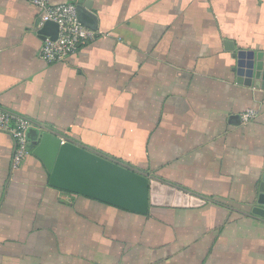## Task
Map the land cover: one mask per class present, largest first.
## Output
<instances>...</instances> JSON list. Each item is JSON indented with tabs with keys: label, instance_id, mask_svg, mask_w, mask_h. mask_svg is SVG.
I'll return each mask as SVG.
<instances>
[{
	"label": "crops",
	"instance_id": "crops-1",
	"mask_svg": "<svg viewBox=\"0 0 264 264\" xmlns=\"http://www.w3.org/2000/svg\"><path fill=\"white\" fill-rule=\"evenodd\" d=\"M69 2L97 37L46 64L32 0H0V110L208 201L143 216L67 194L32 155L13 169L0 132V264H264V221L246 215L264 90L236 83L223 45L264 52V0H52Z\"/></svg>",
	"mask_w": 264,
	"mask_h": 264
},
{
	"label": "water",
	"instance_id": "water-1",
	"mask_svg": "<svg viewBox=\"0 0 264 264\" xmlns=\"http://www.w3.org/2000/svg\"><path fill=\"white\" fill-rule=\"evenodd\" d=\"M88 6H77L79 22L96 31V17ZM58 26L48 21L37 34L52 41ZM224 49L235 59L233 71L239 85L264 90V52L235 50L231 41ZM31 155L48 175V185L56 190L85 197L105 205L147 215L152 207L197 208L208 201L203 196L140 172L113 158L102 155L45 127L36 126L27 132ZM258 201L247 216L264 221V174L258 188Z\"/></svg>",
	"mask_w": 264,
	"mask_h": 264
},
{
	"label": "built area",
	"instance_id": "built-area-1",
	"mask_svg": "<svg viewBox=\"0 0 264 264\" xmlns=\"http://www.w3.org/2000/svg\"><path fill=\"white\" fill-rule=\"evenodd\" d=\"M38 10L37 29L51 21L57 24V38L52 41L44 37L38 51L39 58L46 64L64 62L79 49L94 41L97 33L83 26L77 15V2L52 4V0H32ZM257 116L254 109H247L241 115L246 123ZM31 124L25 118L0 110V132L8 134L14 143L11 160L13 169L21 167L25 159L31 155L27 132Z\"/></svg>",
	"mask_w": 264,
	"mask_h": 264
},
{
	"label": "rangeland",
	"instance_id": "rangeland-1",
	"mask_svg": "<svg viewBox=\"0 0 264 264\" xmlns=\"http://www.w3.org/2000/svg\"><path fill=\"white\" fill-rule=\"evenodd\" d=\"M109 157V156H108ZM109 158H113V157H109ZM114 160H116L118 163H123V164H126V165H128L129 167H131V168H133V169H136V170H138V171H140V172H142L141 170H139V169H137L138 168V166H140L139 164H136V163H126L123 159L121 160V159H117V158H113ZM126 160V159H125ZM135 167H137V168H135Z\"/></svg>",
	"mask_w": 264,
	"mask_h": 264
},
{
	"label": "trees",
	"instance_id": "trees-1",
	"mask_svg": "<svg viewBox=\"0 0 264 264\" xmlns=\"http://www.w3.org/2000/svg\"><path fill=\"white\" fill-rule=\"evenodd\" d=\"M62 192V191H61ZM64 193H66V192H64ZM67 194H70V193H67Z\"/></svg>",
	"mask_w": 264,
	"mask_h": 264
}]
</instances>
